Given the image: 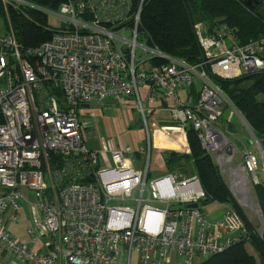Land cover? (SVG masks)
I'll use <instances>...</instances> for the list:
<instances>
[{
  "label": "built area",
  "instance_id": "built-area-1",
  "mask_svg": "<svg viewBox=\"0 0 264 264\" xmlns=\"http://www.w3.org/2000/svg\"><path fill=\"white\" fill-rule=\"evenodd\" d=\"M0 1L5 10L44 14L52 31L25 52L8 15L0 32V253L23 264H132L133 256L136 264H191L244 237L234 210L207 217L195 175L168 171L149 179L148 120L152 111H165L187 146L186 129L194 130L236 187L247 174L257 183L262 153L246 148L231 166L225 132L232 116L239 115L258 149L257 140L213 78L264 70L263 38L239 43L229 28L209 33L196 22L202 57L189 63L148 42L140 29L144 0H63L56 7ZM106 98L136 111L143 145L109 150L101 139L97 150L86 146L89 125L80 110ZM137 153L143 156L139 168L130 163ZM51 157L58 158L55 165ZM28 191L33 226L22 239L11 235L7 222L18 221ZM43 236L50 241L41 244Z\"/></svg>",
  "mask_w": 264,
  "mask_h": 264
},
{
  "label": "trees",
  "instance_id": "trees-1",
  "mask_svg": "<svg viewBox=\"0 0 264 264\" xmlns=\"http://www.w3.org/2000/svg\"><path fill=\"white\" fill-rule=\"evenodd\" d=\"M35 1L56 7L63 0ZM7 15L23 52L37 46L51 35L46 16L38 11H21L10 7L5 10L0 1V19L5 21ZM196 22L203 23L209 33H215L220 26L229 28L239 43L258 38L264 40V0H258L255 6L247 5L244 0L143 1L140 29L148 38V42L162 52L189 63L200 61L202 57L194 30ZM213 80L243 115L264 150V70L233 79L214 77ZM245 81L249 83L243 85ZM55 92L60 95V91ZM226 114L227 112L223 114L222 119ZM228 126L231 127L232 124ZM186 139L189 152L166 153L165 162L168 169L181 175L182 173L189 174L188 176L195 175L205 194L203 202L229 203L232 210L239 214L245 227V235L238 242L191 264H264V180L253 184L263 225V229L257 231L236 202L212 156L201 147L190 126L186 129ZM55 158H50L52 165L58 160Z\"/></svg>",
  "mask_w": 264,
  "mask_h": 264
},
{
  "label": "rangeland",
  "instance_id": "rangeland-1",
  "mask_svg": "<svg viewBox=\"0 0 264 264\" xmlns=\"http://www.w3.org/2000/svg\"><path fill=\"white\" fill-rule=\"evenodd\" d=\"M250 4L252 6H255L253 0H250ZM5 21L3 19H0V32L4 31L3 25H4ZM50 21L52 22V25H55V22L53 20H50ZM248 83H249L248 81H245L243 83V85H247ZM184 92H185L184 90L179 91V95L181 97H184ZM225 112L228 113V111H225ZM226 117H227V114H226V116L224 115L223 121L224 120L226 121ZM148 122H149V120H148ZM229 124H232V126L231 127L228 126V132H225V137L227 139V142L231 143L230 146H231V149L234 153V155L232 157L231 166H234L235 164H238L242 160L243 151H244L242 145L249 146V149L251 148L255 152H259V150L250 141L248 131H247L246 127L243 125V123L241 122V119H239L238 114L232 116L231 122ZM151 126L149 124L150 132H151ZM143 131H144V129H143ZM132 136L134 139V143L137 146V137H136L135 130H132ZM158 137H159V139H164V140L169 139L167 144H169V146H171V147L165 148V149H167L168 152H178L179 151L178 153H183V152L189 151L188 146L186 144V141L181 137L180 132L174 130L172 127L170 129H166L165 126H163L162 124H159L158 125ZM235 137H238V138L240 137L242 142H238L237 138H235ZM247 139H249V141ZM239 143H241V144H239ZM167 144L163 143V146L166 147ZM225 145H226V141H225ZM159 148H161V147H159ZM259 154H260V152H259ZM212 159H213V157H212ZM213 161H214V159H213ZM153 163L154 162L152 161L151 164H149L150 165V170H149V174H148L149 179L156 178V177L162 175L163 173L170 171V169L165 168L162 159H160L158 161L157 169H155L156 165ZM214 163H215V161H214ZM215 165H217L219 172L222 175V178L224 179L225 183L229 187V189H230L233 197L235 198L236 202L242 208L243 212L246 214L248 219L257 228V231H261L262 230V218H261V214H260V210L258 207L256 197H255V194L253 191L254 182H253L252 175L247 174V176H245L244 181L241 183H238L239 186L236 187L233 183L231 176L229 174H227L226 171H224L225 166H222L221 168H219L220 167L219 164L215 163ZM227 165H228V163L226 164V166ZM225 169H227V167H225ZM182 175L188 176L189 174H186V173L183 174L182 173ZM256 175L259 178V180H261V179L264 180V163H263L262 155H261V157L259 155V165H258V169L256 170ZM33 202H34V196L30 191H28L26 199L20 201L18 221L16 223L9 222V224L7 226L8 230L13 235H15L19 238H23L25 236V229L27 228V226H33V223L31 221V214H30V206ZM221 204H222V208L217 210L216 212L211 211V205H212L211 203L202 202V204L200 206L202 207L204 212L207 214V217L209 219H218L221 217L222 213L225 210H232V207L229 203L225 202V203H221ZM48 241H50V237L43 236L40 238L39 242L41 244H45ZM0 260H1L2 264H23V263L17 262L14 259V256H12L10 254H5L3 256H0ZM63 264H66V263L64 262ZM132 264H136L135 256H133Z\"/></svg>",
  "mask_w": 264,
  "mask_h": 264
},
{
  "label": "crops",
  "instance_id": "crops-1",
  "mask_svg": "<svg viewBox=\"0 0 264 264\" xmlns=\"http://www.w3.org/2000/svg\"><path fill=\"white\" fill-rule=\"evenodd\" d=\"M80 118L86 121L89 125L85 130L84 142L90 149H99L101 139L104 140L109 150L116 148L123 149L125 146L138 148L145 143V132L143 131V128H141L140 123L137 121L138 117L136 111L130 106L125 107L115 103L112 98H106L101 103L92 102L91 105L81 108ZM149 124L150 126L152 125L150 132L152 145L149 164H151L153 161V164L156 165L155 169H157V163L160 159H162L164 166L167 169L168 167L165 162V155L168 153V151L165 148L171 146L167 144L169 139H159L158 125L162 124L166 127V129H170L173 125L169 122L165 111H152V113L149 115ZM132 130H135L136 132L137 146L134 143ZM235 138H237L238 142H242L240 137ZM247 140L249 141V139ZM163 143H166L167 146L164 147ZM242 146L243 149L249 148V146ZM130 163L132 166L137 168L141 167L143 164L142 154H135ZM211 204L212 212H216L222 208L221 203L213 202ZM8 224L9 222H7V226ZM11 235L15 236L12 233ZM24 238L25 236L22 239ZM3 255L5 254L0 253V256ZM64 262L66 263L64 259H59L58 264H63Z\"/></svg>",
  "mask_w": 264,
  "mask_h": 264
},
{
  "label": "water",
  "instance_id": "water-1",
  "mask_svg": "<svg viewBox=\"0 0 264 264\" xmlns=\"http://www.w3.org/2000/svg\"><path fill=\"white\" fill-rule=\"evenodd\" d=\"M244 2H245L247 5H250V0H244ZM253 2H254L255 4H257V3H258V0H253ZM257 146H258V150H259V152H260V153H264V150L261 148V146L259 145L258 141H257ZM196 206H197V204H191V205H189V207H196ZM262 229H263V225H262Z\"/></svg>",
  "mask_w": 264,
  "mask_h": 264
},
{
  "label": "bare ground",
  "instance_id": "bare-ground-1",
  "mask_svg": "<svg viewBox=\"0 0 264 264\" xmlns=\"http://www.w3.org/2000/svg\"><path fill=\"white\" fill-rule=\"evenodd\" d=\"M262 159H263V163H264V153H262ZM246 194V193H245ZM244 194V195H245ZM243 195V194H242ZM247 198V197H246ZM246 201V200H245Z\"/></svg>",
  "mask_w": 264,
  "mask_h": 264
}]
</instances>
